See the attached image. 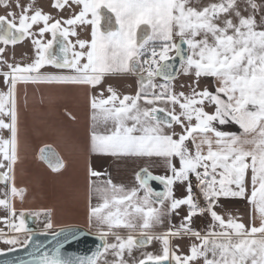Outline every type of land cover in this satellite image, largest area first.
Wrapping results in <instances>:
<instances>
[{
  "label": "snow or ice",
  "instance_id": "6c2138e0",
  "mask_svg": "<svg viewBox=\"0 0 264 264\" xmlns=\"http://www.w3.org/2000/svg\"><path fill=\"white\" fill-rule=\"evenodd\" d=\"M244 2L241 8L240 0L206 6L193 0H53V9L68 13L56 17L35 6L34 0L26 5L14 0V9L13 0H0L6 10L0 15V77L7 89L0 91V183L11 185L0 199V207L8 212L0 217L8 229L0 228V240L10 246L7 251L28 247L35 235L27 227V210L17 215L14 202L17 197L23 202L26 191L15 183L20 85L95 89L106 77L138 76L134 95H121L108 84L90 97L93 121L111 126L92 132L91 149L115 157L160 158L169 173L156 176L144 168L136 174L138 188L126 191L109 179L96 189L103 203L90 206L89 221L95 222L101 246L90 256H65L58 242L51 253L44 251L32 261L0 264H264V3ZM46 34L51 39L45 40ZM29 38L34 60L10 62L5 56L8 46ZM177 58L180 71L191 78L180 85L187 92L175 90ZM45 66L70 74L41 72ZM158 78L163 83L157 84ZM207 78L214 83L202 84ZM230 124L241 131L224 130ZM40 151L54 171L64 167L53 150ZM88 174L101 175L90 165ZM154 180L165 190L155 191L150 184ZM178 183L187 193L182 198L175 194ZM222 198L247 199L259 216V226L218 213ZM182 206L186 215L173 224L171 217L178 216ZM31 214H43L45 229L53 228L51 210ZM205 215L211 224L202 232L193 223ZM165 218L168 228L154 231L164 226ZM118 229L127 230V235ZM21 233L28 235L21 239ZM70 234L74 235L61 229L53 236L67 240ZM184 239L191 241L187 253L173 244ZM154 241L161 246L159 253L134 255Z\"/></svg>",
  "mask_w": 264,
  "mask_h": 264
},
{
  "label": "crops",
  "instance_id": "0c3cea01",
  "mask_svg": "<svg viewBox=\"0 0 264 264\" xmlns=\"http://www.w3.org/2000/svg\"><path fill=\"white\" fill-rule=\"evenodd\" d=\"M32 0H21V3L28 4ZM219 0H193V3L206 6ZM53 0H34L37 7L44 11L52 13L56 17H67V11L61 13L51 7ZM257 3H264V0H257ZM241 8L245 6L244 0H240ZM12 8H15L13 0ZM6 14V10L0 5V15ZM245 15L248 13L245 12ZM79 31V29H77ZM81 38H87V33H81ZM51 39L50 34H46L45 40ZM73 41L76 39L72 37ZM178 42V38H177ZM175 53H171L173 55ZM5 56L12 63L26 64L34 60L35 50L31 43V38L25 39L16 46L9 45ZM7 70V69H5ZM44 73L70 74L69 70L56 69L52 66H45L41 69ZM180 75L174 81L175 90L187 92V88H181V84H188L191 78ZM138 76L131 74L119 77H106L102 85L95 89H88L77 85H20L18 86V109L20 116V148L19 161L15 166V183L18 188L26 189L23 202L17 197L15 207L17 215L21 210H27V213L38 212L44 209L51 210V221L53 228L45 229L47 220L41 214L38 217V226L41 232H55L66 227H80L86 231L96 234L97 228L95 222L90 224L89 209L90 206H98L103 203L97 188L106 186L110 179L113 184L123 186L127 190L138 188L139 182L136 180V174L142 169L147 168L153 175L160 176L169 174L164 161L160 158L147 157H115L111 155L98 154L91 149V134L93 131L105 132L111 126H104L93 121V110L90 107V97L98 96L101 89L111 84L121 95H134L138 90ZM157 84L163 83V80L157 79ZM214 81L207 78L202 81L204 85H212ZM3 84V78L0 77V91H6ZM109 93L104 92L107 97ZM142 106H147L143 105ZM170 108L171 105H160ZM177 111H179L177 107ZM224 130L239 133L241 130L237 125L230 124L225 126ZM177 131L179 129L177 128ZM8 136L5 131L3 133ZM51 148L57 156L63 160L64 167L59 171H54L49 164L41 159V149ZM55 162V160H53ZM178 164V162H177ZM89 165L99 173L98 177H90L88 174ZM250 173L247 179L249 195L251 193ZM11 185L0 183V199L4 198L6 192H10ZM177 198L185 196V186L177 184L174 186ZM141 190L139 195L143 196ZM200 197V193L197 195ZM201 205L204 204L200 199ZM223 207H218V213L228 217L231 215L250 226L253 222L259 226L260 220L255 213L253 206L247 199L233 198L221 199ZM8 215V212L0 207V217ZM186 215V206H182L179 215H173L171 222L179 224L181 218ZM211 224L210 216L194 218L193 227L200 231H205ZM169 226L168 218H165L164 226L154 229L156 232L165 231ZM0 228L5 232L8 229L0 222ZM121 235L126 236L127 230L118 229ZM13 233H9L12 235ZM27 233H21L20 238L24 239ZM109 237V241H112ZM173 244H179L182 251L187 253L191 241L184 239L182 241H173ZM10 246L0 240V250H7ZM17 247V246H16ZM160 244L153 242L145 248L134 252L136 257L141 253H159Z\"/></svg>",
  "mask_w": 264,
  "mask_h": 264
},
{
  "label": "water",
  "instance_id": "95a60500",
  "mask_svg": "<svg viewBox=\"0 0 264 264\" xmlns=\"http://www.w3.org/2000/svg\"><path fill=\"white\" fill-rule=\"evenodd\" d=\"M185 49L187 51V46H185ZM175 63L177 65L175 71L179 72L178 58ZM150 184L152 188L157 192H162L165 190L164 185L161 184L159 181L156 180L150 181ZM25 219H26L27 227L32 230V233L35 234L33 236L32 243H30L26 248L17 246L14 251L9 252L5 250L6 254L0 255V261L2 260L32 261L33 259L38 258L40 253L44 251H48L49 253H51L58 246V242L63 243L61 252L65 256H71V257L90 256L94 251H96L101 246V241L97 236V234H92L83 228L80 227L61 228L68 231L69 233H74V235L70 234L67 240H64L63 236L60 237L53 236V233L60 232L61 229L55 232H41L37 224L38 222L37 217H35L34 215L27 214L25 216ZM37 245H39L38 250H37ZM32 253H35V255H33Z\"/></svg>",
  "mask_w": 264,
  "mask_h": 264
},
{
  "label": "built area",
  "instance_id": "2783aa9c",
  "mask_svg": "<svg viewBox=\"0 0 264 264\" xmlns=\"http://www.w3.org/2000/svg\"><path fill=\"white\" fill-rule=\"evenodd\" d=\"M193 183L195 184V181H193ZM194 192L196 193V195L199 194L198 190H196L195 188H194Z\"/></svg>",
  "mask_w": 264,
  "mask_h": 264
},
{
  "label": "rangeland",
  "instance_id": "374dc122",
  "mask_svg": "<svg viewBox=\"0 0 264 264\" xmlns=\"http://www.w3.org/2000/svg\"><path fill=\"white\" fill-rule=\"evenodd\" d=\"M174 55V54H173ZM112 259V257L111 256H109V260H111Z\"/></svg>",
  "mask_w": 264,
  "mask_h": 264
}]
</instances>
